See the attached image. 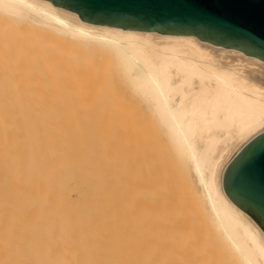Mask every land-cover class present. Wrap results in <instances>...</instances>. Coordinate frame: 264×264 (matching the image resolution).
<instances>
[{"label":"bare ground","instance_id":"1","mask_svg":"<svg viewBox=\"0 0 264 264\" xmlns=\"http://www.w3.org/2000/svg\"><path fill=\"white\" fill-rule=\"evenodd\" d=\"M0 25V264H196L169 253L192 245L180 233L197 213L239 264H264V231L223 188L264 132V62L196 36L90 24L47 0H0ZM96 58L158 138L98 89Z\"/></svg>","mask_w":264,"mask_h":264},{"label":"water","instance_id":"2","mask_svg":"<svg viewBox=\"0 0 264 264\" xmlns=\"http://www.w3.org/2000/svg\"><path fill=\"white\" fill-rule=\"evenodd\" d=\"M90 24L163 35L196 36L264 62V0H47ZM230 200L264 231V132L223 174Z\"/></svg>","mask_w":264,"mask_h":264},{"label":"rangeland","instance_id":"3","mask_svg":"<svg viewBox=\"0 0 264 264\" xmlns=\"http://www.w3.org/2000/svg\"><path fill=\"white\" fill-rule=\"evenodd\" d=\"M2 29V27H1V25H0V30ZM95 59V58H94ZM96 60L97 61H99V62H96ZM96 60L94 61V62H96L97 63V67H98V71H100V72H98L97 71V73H96V75H98L97 77H95V84H96V86H98V89L100 88V87H104L105 89H107V90H105L104 92H106L105 94L106 95H108L109 94V96H110V98H112V97H114V99H112V100H114L113 102L115 103L116 102V100H117V103H115V104H120L121 105V107H123V106H125V108H124V110L126 111H122L123 109H121V110H119L121 107L119 106V108L117 109V110H119V114L120 113H127L128 114V110H129V114H131V113H135L136 111H140V108L138 107V105L141 107L142 105H141V103L139 102V103H137L136 104V100L134 99V101H133V99H131V100H129V98L128 97H131L130 96V92H131V94H133V92L132 91H128V90H131V88L130 89H128L129 87L127 86V85H129L128 83H124L122 80H125L124 78L122 79V78H120V77H123V76H121V74H118V72L116 71L117 69L112 65V64H110V63H108V61L107 60H105V59H99V58H96ZM100 65V66H99ZM108 68V69H107ZM106 69V70H105ZM102 70V71H101ZM104 71V72H103ZM108 71H109V73H108ZM107 72V73H106ZM120 73V72H119ZM110 74V75H109ZM117 74V75H116ZM96 75H94V76H96ZM118 75H120V76H118ZM104 76V77H103ZM119 77V78H118ZM118 78V79H117ZM98 80V81H97ZM103 81V82H102ZM120 81V82H119ZM126 82V81H125ZM95 84H94V86H95ZM109 86V87H108ZM112 87V88H111ZM111 88V89H110ZM101 90L103 89V88H100ZM104 90V89H103ZM101 92V91H100ZM129 93V94H128ZM108 96V97H109ZM133 96V98H134V95H132ZM116 97V98H115ZM116 99V100H115ZM110 99H108V102H109V104L108 105H111V103H112V100H110L111 101V103H110V101H109ZM119 102V103H118ZM128 102H133V103H128ZM113 103V104H114ZM122 103V104H121ZM124 103H126L125 105H124ZM115 104L114 105H112L111 107H113V106H115ZM132 104H133V106H132ZM117 105L115 106V109L117 108ZM126 105H127V107H126ZM129 105V106H128ZM130 105H131V107L133 108V112H131L132 110H130L131 109V107H130ZM135 105H137V107L135 106ZM135 106V107H134ZM143 107V106H142ZM137 108H139V110L136 109ZM142 110L139 112V114L140 113H142L141 114V116H139V114L137 115V118L139 117V119H141L142 118V120L143 121H140L139 123H141V126H140V124L137 122L138 121V119L137 118H135L136 117V113L133 115L134 116V119L136 120V124L134 123L135 122V120H134V122L132 121L133 120V118H131V117H129V119L132 121V123H131V125L133 124V126H134V124L136 125V129L138 128H140V127H142V126H144V128H140L139 129V131L140 130H143L144 129V131H146V132H148L149 130H150V132L148 133L149 134V136H151V135H155V137L157 136V138H158V135H157V132L155 133V131L153 130V131H151L152 130V125L148 122V121H150V120H148L147 119V117H145V114H144V108H141ZM135 110V111H134ZM122 111V112H121ZM117 112L118 111H116V114H117ZM144 114V115H143ZM143 115V116H142ZM143 117L145 118V119H143ZM128 120V119H127ZM130 120H128V121H130ZM147 121V123H146V127L148 128L147 130H146V127H145V125H144V123ZM128 121H126V123L128 122ZM122 123L124 122V121H121ZM121 122H119V123H121ZM116 123V122H115ZM122 123H121V125H122ZM130 123V122H129ZM137 123L139 124V127H137ZM149 123V124H148ZM124 124H125V122H124ZM115 125H117L116 127L117 128H115V131L117 130V132L119 131L118 130V117H117V124H115ZM114 125V126H115ZM128 125V124H127ZM148 125V126H147ZM151 125V126H150ZM135 127V126H134ZM120 128V127H119ZM152 132V133H151ZM146 135H147V133H146ZM148 136V137H149ZM160 137H159V139H161V135H159ZM155 137L153 136L151 139H153L155 142H156V140H155ZM150 139V141L152 142L153 140H151ZM162 140V141H161ZM160 141H158V139H157V146L158 145H161L162 147L164 146V143H165V140H164V138L163 139H161ZM153 141V144H155V142ZM158 142H161V143H158ZM163 142V143H162ZM163 144V145H162ZM164 148V147H163ZM235 148H236V146L235 145H233L232 146V148L230 149V151L228 152V154H227V156H226V158H228L229 156H230V154L232 155V153L234 152V150H235ZM231 151H233V152H231ZM103 163L102 162H100V165H102ZM101 168H100V174H102L103 175V177L100 175V177L101 178H103V179H106L107 177V179H108V181H109V175L106 177V175H104L103 174V171L105 170H103V168L102 167H104V166H100ZM102 172V173H101ZM106 173V172H105ZM87 174V173H86ZM104 176H105V178H104ZM103 179H101V181L104 183V180ZM106 182V181H105ZM103 197H101V199H102ZM101 208H100V214L102 213V208H103V205H102V203H101ZM103 212H104V209H103ZM196 213V212H195ZM104 214V213H103ZM103 214H101V215H103ZM195 214H193L191 217H193ZM196 216H198V217H196ZM201 216V213H197V215H195L194 217V219L193 218H191L190 217V222H191V224H190V222H189V225L186 227V229L182 232V233H180L181 235H186V236H184L186 239H188L189 241H190V243H192L193 242V239H194V237H195V239H194V244L192 243V245L190 244V245H188L189 243H184L185 242V238L184 237H181L180 239H179V237H177L180 241H183V243L185 244V246H186V249H184V248H182V247H180L181 249H182V251H178L177 252V250H175L176 248V246L174 245V243H171L170 244V242H167L166 243V246H169L170 247V250H175L176 251V253H174V251L172 252H170L169 251V249H166V253L167 252H170L169 254H171V257L172 256H175L174 258H176V259H178V261H176V262H179V260H181V262L183 261L182 259H184L183 257H185V260H187V261H189V259H191L192 261H194V257L196 258L197 256H200L199 257V259L197 260V261H194L196 264H218V262H219V264H239V262H238V260H236V258H234V256H232L233 254H231L230 252H229V250L227 249V248H225L224 247V243L220 240V241H218L219 240V238L217 239V237H216V235L215 234H217V232H215V233H213L212 231L214 230V229H212L213 227L212 226H210L211 228L209 229V226L206 224V223H208V222H206L207 221V218L206 217H203L204 215L202 214V217H200ZM102 217V216H101ZM205 218V219H204ZM102 219V218H101ZM203 219V220H202ZM192 220H196V224L195 225H197V226H195V227H191L192 225H193V223H194V221H193V223H192ZM102 221V220H101ZM200 221V222H199ZM203 221H205L204 223H203ZM103 222V221H102ZM104 223V222H103ZM202 224V225H199V226H201V227H198V224ZM136 223H134L133 225H132V227L134 226V228H136V225H135ZM209 224V223H208ZM101 225H102V223H101ZM105 225V224H104ZM104 225H102L103 227H104ZM191 225V226H190ZM101 226V227H102ZM197 227V228H196ZM189 228V229H188ZM192 228V229H191ZM208 228V229H207ZM104 228H102L101 229V231L103 230ZM189 230H191L190 232H192L191 234H193V236L191 235V234H189L190 232H189ZM193 230V231H192ZM209 230V231H208ZM210 230H212V231H210ZM134 231V234H133V241H134V235H136V233H135V229L133 230ZM185 231H187L186 233H185ZM215 231V230H214ZM188 235H190L191 237H188ZM173 236V237H172ZM171 236V234H168V238H170L171 240H173V238H174V235H172ZM217 236H218V234H217ZM188 237V238H187ZM193 237V238H192ZM177 238H175V240L177 239ZM182 238H184V239H182ZM178 239L176 240V242H178ZM187 240V241H188ZM180 241H179V243H180ZM149 242H151V241H149ZM148 242V244H147V246H144L145 248H146V250H149V248H151L152 246H151V243H149ZM220 242V243H219ZM221 243H223L224 245H223V247L221 246L222 244ZM132 244H134V242L132 243ZM194 245V246H193ZM133 247H135V245H132ZM172 246H175L174 248H172ZM188 247V248H187ZM172 248V249H171ZM179 247H177V249L179 250L180 249ZM223 248H225V249H223ZM180 249V250H181ZM134 250H135V248H134ZM228 251V252H227ZM149 252H151V249L149 250ZM164 252V258L166 257V259H169L170 260V258H169V254L167 253H165ZM148 253V252H147ZM185 255V256H184ZM186 255H187V257H186ZM231 255V256H230ZM183 256V257H182ZM178 257V258H177ZM179 257H181L180 259H179ZM190 257V258H189ZM133 258L135 259H132V261H133V263L137 260L134 256H133ZM214 259V260H211V259ZM165 259V260H166ZM139 260V259H138ZM175 260V259H174ZM174 260H172L173 262H171V264H177V263H175L174 262ZM190 260V261H191ZM211 260V261H210ZM140 261V260H139ZM167 261V260H166ZM165 261V262H166ZM189 261V262H190ZM214 262V263H213ZM236 262H238V263H236ZM136 263V262H135ZM167 263V262H166ZM190 263H193V262H190Z\"/></svg>","mask_w":264,"mask_h":264}]
</instances>
